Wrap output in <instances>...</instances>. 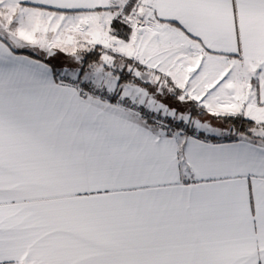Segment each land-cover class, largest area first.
Returning a JSON list of instances; mask_svg holds the SVG:
<instances>
[{"label": "snow or ice", "instance_id": "snow-or-ice-1", "mask_svg": "<svg viewBox=\"0 0 264 264\" xmlns=\"http://www.w3.org/2000/svg\"><path fill=\"white\" fill-rule=\"evenodd\" d=\"M0 264H264V0H0Z\"/></svg>", "mask_w": 264, "mask_h": 264}]
</instances>
